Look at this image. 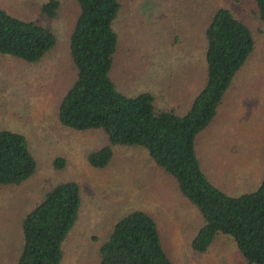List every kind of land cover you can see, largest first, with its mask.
I'll return each instance as SVG.
<instances>
[{
    "label": "rangeland",
    "instance_id": "obj_1",
    "mask_svg": "<svg viewBox=\"0 0 264 264\" xmlns=\"http://www.w3.org/2000/svg\"><path fill=\"white\" fill-rule=\"evenodd\" d=\"M118 1L112 80L127 96L150 92L157 110L179 116L200 86L204 31L212 11L227 8L252 31L253 52L232 81L217 117L197 137L196 152L205 175L221 191L232 196L255 191L264 175V18L254 1ZM60 2L57 17L50 21L39 19L29 0H0L1 8L40 20L57 37L55 48L35 65L0 55V128L24 135L37 163L27 182L0 188V264L17 256L14 247L26 212L51 187L69 180L79 185L82 205L63 243L61 264H98V250L113 224L133 210L155 219L174 264H247L229 237H217L205 254L193 252L191 242L202 220L173 181L155 171L144 151L115 147L109 165L96 170L87 155L107 146L106 136L59 124L57 105L75 78L68 38L77 11L74 0ZM58 158L65 161L62 170L53 165ZM244 169L245 176L240 173Z\"/></svg>",
    "mask_w": 264,
    "mask_h": 264
},
{
    "label": "trees",
    "instance_id": "obj_2",
    "mask_svg": "<svg viewBox=\"0 0 264 264\" xmlns=\"http://www.w3.org/2000/svg\"><path fill=\"white\" fill-rule=\"evenodd\" d=\"M260 19L264 0H253ZM76 18L68 38L75 78L57 105V120L76 132L100 131L108 145L87 155L89 166L104 169L115 147L144 151L155 171L170 178L202 224L191 249L205 254L219 236L229 237L247 264H264V175L253 192L238 196L218 189L205 175L196 139L215 120L236 74L254 49L249 27L224 7L209 16L200 86L183 116L155 108L150 92L127 96L111 78L118 36L114 30L118 0H74ZM39 19L54 20L60 0H29ZM57 44L54 31L40 20L23 19L0 7V55L28 65L40 63ZM204 73V74H203ZM203 75V77H202ZM58 170L65 161L53 163ZM26 137L0 128V188L18 187L36 172ZM82 198L75 181L46 191L23 216L17 256L11 264H61L62 246L73 229ZM98 264H174L165 251L155 219L133 210L121 216L101 244ZM5 262L4 264H9Z\"/></svg>",
    "mask_w": 264,
    "mask_h": 264
},
{
    "label": "crops",
    "instance_id": "obj_3",
    "mask_svg": "<svg viewBox=\"0 0 264 264\" xmlns=\"http://www.w3.org/2000/svg\"><path fill=\"white\" fill-rule=\"evenodd\" d=\"M196 154H197V152H196ZM197 158H198V156H197ZM199 163H200V162H199ZM200 165H201V164H200ZM201 168H202V167H201ZM202 170H203V169H202ZM203 171H204V170H203ZM244 171H245V169H244V170H242L240 173H243V175H244ZM248 172H249V171H248ZM248 172H247V173H248ZM239 175H240V174H239ZM243 175H241V176H242V178H243ZM248 175H249V173H248ZM244 176H245V175H244ZM208 179H209V178H208ZM260 181H261V180H260ZM260 181H259V183H260ZM253 183H254V182H253ZM253 183H252V184H253ZM255 183H256V182H255ZM259 183H258V184L256 183V184H257V186L259 185ZM214 185H215V184H214ZM215 186H216V185H215ZM257 186H255V187L257 188ZM216 187H217V186H216ZM239 195H240V194H239Z\"/></svg>",
    "mask_w": 264,
    "mask_h": 264
}]
</instances>
